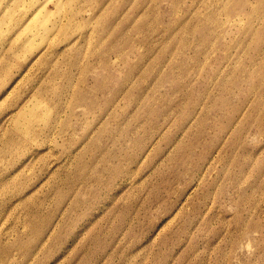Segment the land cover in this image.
<instances>
[{"label": "rangeland", "instance_id": "rangeland-1", "mask_svg": "<svg viewBox=\"0 0 264 264\" xmlns=\"http://www.w3.org/2000/svg\"><path fill=\"white\" fill-rule=\"evenodd\" d=\"M0 264H264V0H0Z\"/></svg>", "mask_w": 264, "mask_h": 264}]
</instances>
